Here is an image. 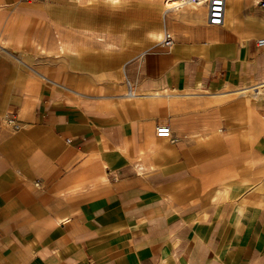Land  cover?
I'll return each mask as SVG.
<instances>
[{"label":"crops","instance_id":"crops-1","mask_svg":"<svg viewBox=\"0 0 264 264\" xmlns=\"http://www.w3.org/2000/svg\"><path fill=\"white\" fill-rule=\"evenodd\" d=\"M235 1L219 27L169 17L125 85L0 52V264H264V0ZM56 3L0 0V38L58 51Z\"/></svg>","mask_w":264,"mask_h":264},{"label":"rangeland","instance_id":"rangeland-1","mask_svg":"<svg viewBox=\"0 0 264 264\" xmlns=\"http://www.w3.org/2000/svg\"><path fill=\"white\" fill-rule=\"evenodd\" d=\"M54 1H56L57 3L53 4V6L49 5L52 11H55V12L62 11L60 12L61 19L65 17L64 15L65 13L67 20L63 19L65 20L64 22L70 19L66 23H64L63 20L62 21L57 20L56 23L60 24V27H69V26L71 27L72 25H77V23L86 25L89 22L92 24H95L96 28L109 27L114 32L117 31L116 33H118L119 35L121 34L120 36L124 40L125 43L124 42L122 43L123 48L121 47L122 49L120 48L121 49L120 51L123 53L126 52L127 58L123 59L121 57L119 61H117V55L119 56V51H117L115 52V54H112V57L110 54L107 57H105L106 58L105 59L103 55L98 56L97 54L98 50H95L94 52L95 56L90 55L89 57L87 56L85 57L83 54L82 58H79V60L75 61L71 59V57L68 56L67 53L61 54L59 43H57L56 41L54 43L57 44L58 51L46 50L45 37H40V38L36 37L35 39L36 41L33 42L35 44V50L26 51L25 49H28L26 47V43L30 41L31 38L29 37L27 33L24 32L25 29L20 31L21 36L23 37L24 40H22V42L18 41V43L21 44L19 46L17 45L14 47L12 46V44H10L12 42H8L0 38V52L3 54L9 55V56H13L19 61L20 60L24 61L30 65H34L37 61H44L45 64L47 65L45 68H42L45 71V74L48 73L47 75H49V77L51 78L52 76H56L57 77L56 81L58 82L63 81L64 82L63 85H65L66 87L71 88V89L75 87L77 90L81 92H87L89 87H91L92 89L95 88V90H98L103 87L114 86L111 83L112 81H115L116 83H122L123 85H125L126 78L123 73V64L127 60L133 59L138 54H141L142 52H146L150 50L152 47L162 44L161 43L162 40L159 41L158 39H150L148 37V33H150V31L156 30V31H163L162 32L163 36H165L166 31H169L170 33L175 35L177 32V29L179 28L178 23L175 21H174V24L172 22L173 27H170V25L165 24L164 12L166 11L169 1H172V0H127V3L124 0L125 2H122L124 8L120 6L116 7L115 4H113L114 2L113 0H81L82 3H80L79 6L77 3L81 2L80 0H71L75 4L73 3V5H71V7L68 9L65 7H68V5L70 4L69 3L70 0H54ZM54 6L57 7V9H55ZM204 7H206L205 4H204ZM52 11L50 10L49 12H52ZM169 13L171 15H174L175 13H179V12H169ZM54 20L55 19H53L52 21ZM155 22L157 23L155 24ZM16 26H19L20 28V25L15 24L14 29ZM10 39H11V36H10ZM48 39L50 42L51 40L50 37H48ZM18 47L23 50L11 51L14 48H18ZM55 55L57 56V58H55L56 57ZM99 57L103 59L100 60ZM56 59L58 60L60 59L64 61L61 67L60 66L56 67L54 66V64H50V61H53V60L55 61ZM82 59L84 60L82 61ZM102 62H104V67H103ZM109 62L110 63L113 62V63L109 64ZM81 63L84 65V67ZM78 64L79 66H77ZM36 70H41V69H36ZM73 80L74 81L78 80L79 83L73 85L72 84ZM127 92L128 90H126L125 88L124 95H126ZM161 133L164 134L163 131H161Z\"/></svg>","mask_w":264,"mask_h":264},{"label":"bare ground","instance_id":"bare-ground-1","mask_svg":"<svg viewBox=\"0 0 264 264\" xmlns=\"http://www.w3.org/2000/svg\"><path fill=\"white\" fill-rule=\"evenodd\" d=\"M81 1V0H80ZM113 4H115L116 7H122L123 3L125 2L127 3V0H113ZM191 0H172L169 1L168 6L166 8V11L164 12L165 15V24L167 25V19L169 17H178V18H182L181 15L186 16L189 14V12L191 11V14L193 15V20H199V19H203L205 18L206 14H207V9L205 10L204 7V1H201L200 3H191L189 2ZM235 1V0H234ZM236 2V1H235ZM70 3V4H69ZM68 4V7L65 8H70L71 5H73V1L70 0ZM81 2L77 3L78 6L80 5ZM237 3V2H236ZM75 4V3H74ZM110 4V3H109ZM231 4V3H229ZM235 5V4H234ZM126 7V6H125ZM234 8V7H233ZM52 11L51 7L48 6V11L50 10ZM64 9V8H62ZM229 9V8H228ZM235 10V9H234ZM45 11V10H44ZM64 11V10H63ZM169 12H179V13H175L174 15H171ZM71 14V13H70ZM65 17L63 19H66V14L64 13ZM77 15V13H76ZM102 15V14H101ZM61 13H59V16L55 17L54 21H52L53 23L58 20V21H62L63 19H61ZM70 16V15H69ZM50 18V17H49ZM70 18V17H69ZM68 18V19H69ZM191 18V17H190ZM105 19V18H104ZM70 20V19H69ZM68 20V21H69ZM111 20V19H110ZM65 20H63L64 22ZM66 21V22H68ZM72 21V20H71ZM77 21V20H76ZM234 21V20H233ZM62 22V23H63ZM64 22V23H66ZM137 22V21H136ZM139 22V21H138ZM59 23V22H58ZM61 23V22H60ZM63 23V24H64ZM94 23V22H93ZM135 23V22H134ZM133 23V24H134ZM142 23V22H141ZM149 23V22H148ZM154 23V22H153ZM152 23V24H153ZM157 22H155L156 24ZM162 23V22H161ZM57 24V23H56ZM140 24V23H139ZM150 24V23H149ZM16 25H20L16 26L15 29L12 31L11 33V40H18L21 41L24 40L23 37L21 36V30H24V27H26L25 23H20V24H16ZM148 25V24H147ZM151 25V24H150ZM58 27H60V24H57ZM117 26V25H116ZM131 26V25H130ZM144 26V25H143ZM159 26V25H158ZM96 25L92 24V23H88L86 25L84 24H80L77 23V25H72L71 27H62L58 30L57 35H55V37L53 38V40H55L57 43H59V48L61 51V54H65L67 53L68 56H72V55H77L78 53H80L81 55L84 54V56L89 57L92 53L88 52L87 50L89 49V47H92L97 51L98 56L99 55H103L104 58L107 57L108 55L111 54H115V52L119 51V56L117 55V61H119V59L123 56L120 57L121 53V49L122 47V43L124 42V40L121 38V34L119 35L118 33L114 32L112 29H110L109 27L107 28H95ZM149 27V26H148ZM154 27V26H153ZM134 28V27H133ZM137 28V27H136ZM139 28V27H138ZM155 28V27H154ZM160 28V27H159ZM158 28V29H159ZM119 29V28H118ZM132 29V28H131ZM167 29V28H166ZM147 30V29H146ZM163 30V29H162ZM165 30V29H164ZM170 30V29H169ZM134 32V30H133ZM163 31H150V33H148V37L150 39H158L159 41L163 40L164 36H163ZM20 33V34H18ZM136 34V33H135ZM134 34V35H135ZM166 34V33H165ZM123 35V34H122ZM127 36V34H126ZM145 38V37H144ZM130 39V38H129ZM148 40V39H147ZM157 40V41H158ZM135 41V40H134ZM150 41V40H149ZM153 41V40H151ZM20 42V43H21ZM127 42V41H126ZM125 43V42H124ZM122 47V48H121ZM126 47V46H125ZM121 48V49H120ZM119 49V50H118ZM56 56V55H55ZM102 57V56H101ZM100 58L103 59V58ZM57 58V56L55 57ZM109 58V57H108ZM85 59V58H84ZM82 59V61L84 60ZM106 59V58H105ZM88 60V59H87ZM98 60V58H97ZM76 61V60H75ZM103 61V60H102ZM109 61V60H107ZM116 61V62H117ZM81 62V61H80ZM88 62V61H87ZM98 62V61H97ZM96 62V63H97ZM115 62V61H113ZM112 62V63H113ZM95 63V64H96ZM101 63V62H100ZM103 63V67H104V62ZM109 62V64H112ZM82 64V63H81ZM93 64V63H92ZM108 64V65H109ZM72 65V64H71ZM76 65V63H75ZM83 65V64H82ZM124 65V64H123ZM79 66V64L77 65ZM98 66V65H97ZM106 66V65H105ZM84 67V65H83ZM102 67V68H103ZM75 68V67H74ZM98 68V67H97ZM101 68V69H102ZM108 68V67H106ZM76 69V68H75ZM115 69V68H114ZM101 71V70H100ZM94 72V71H93ZM102 72V71H101ZM98 73V72H97ZM130 96H135V92L133 91V95H131L130 93L127 94V97ZM163 132L168 133V130L165 129Z\"/></svg>","mask_w":264,"mask_h":264},{"label":"built area","instance_id":"built-area-1","mask_svg":"<svg viewBox=\"0 0 264 264\" xmlns=\"http://www.w3.org/2000/svg\"><path fill=\"white\" fill-rule=\"evenodd\" d=\"M201 1H204L203 4L207 6V17L209 25L215 27L223 26L226 21V0H191L189 2L200 3ZM161 43L164 46L170 47L173 44V37L170 34H165ZM258 45L260 47H264V38L258 41ZM129 93L133 95L132 90H130ZM261 94L264 97V83L261 87ZM16 127H18V125H16Z\"/></svg>","mask_w":264,"mask_h":264}]
</instances>
